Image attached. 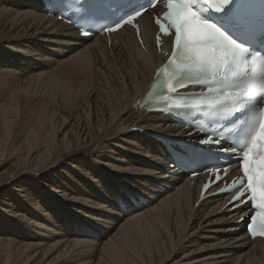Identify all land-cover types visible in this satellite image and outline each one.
<instances>
[{
	"label": "bare ground",
	"instance_id": "6f19581e",
	"mask_svg": "<svg viewBox=\"0 0 264 264\" xmlns=\"http://www.w3.org/2000/svg\"><path fill=\"white\" fill-rule=\"evenodd\" d=\"M41 6L0 0V264H264V243L211 201L195 210L168 147L134 133L187 137L135 106L152 48L78 39Z\"/></svg>",
	"mask_w": 264,
	"mask_h": 264
},
{
	"label": "snow or ice",
	"instance_id": "6c2138e0",
	"mask_svg": "<svg viewBox=\"0 0 264 264\" xmlns=\"http://www.w3.org/2000/svg\"><path fill=\"white\" fill-rule=\"evenodd\" d=\"M90 2L93 8L119 17L104 31L130 25L137 34V19L157 5V0H145L129 11L130 0ZM164 9L155 24L165 37L174 35V41L166 62L156 71L152 91L157 103L168 109H213L215 114H235L227 123H239L240 127L234 133L235 151L227 166L238 164L236 172L242 175L220 191L230 192L240 186L233 200L245 203L254 213L250 214L249 233L264 237V73L257 78L253 68L257 61L264 67V0H164ZM156 43L161 44L159 35ZM245 66L247 71L240 72ZM197 86L201 89L198 92H181ZM224 127L227 124L200 140L202 145H217V152L211 148L202 152L217 155L226 151L221 144ZM195 162L191 158L177 161L179 166ZM204 167L215 174L217 181L231 177L226 168L225 176L219 174V164ZM245 196L247 199L241 201Z\"/></svg>",
	"mask_w": 264,
	"mask_h": 264
},
{
	"label": "rangeland",
	"instance_id": "374dc122",
	"mask_svg": "<svg viewBox=\"0 0 264 264\" xmlns=\"http://www.w3.org/2000/svg\"><path fill=\"white\" fill-rule=\"evenodd\" d=\"M143 131H145V133H150V131H148V130H145V129H142ZM135 133V132H134ZM173 133V132H172ZM130 134V133H129ZM136 134V133H135ZM137 134H140V133H138L137 132ZM130 186V185H129ZM131 187V186H130ZM133 201V200H132ZM120 206H121V208H123V206H124V204H121L120 203Z\"/></svg>",
	"mask_w": 264,
	"mask_h": 264
}]
</instances>
